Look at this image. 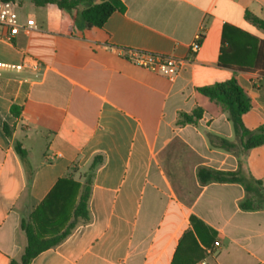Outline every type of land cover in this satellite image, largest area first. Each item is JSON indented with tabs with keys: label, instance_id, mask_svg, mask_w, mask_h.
Wrapping results in <instances>:
<instances>
[{
	"label": "crops",
	"instance_id": "crops-1",
	"mask_svg": "<svg viewBox=\"0 0 264 264\" xmlns=\"http://www.w3.org/2000/svg\"><path fill=\"white\" fill-rule=\"evenodd\" d=\"M121 1L124 9L102 26L87 27L77 16L70 35L59 32L57 6L30 0L15 1L21 27L13 36L0 25V61L23 65L0 69V264L20 260L27 243L21 221L61 177L76 183L34 222L45 232L66 227L96 155L89 219L29 264H170L182 233L192 228L190 215L214 231L193 264L264 263V206L242 209L239 182L200 184L196 177L198 166L236 170L242 158L264 187V144L242 155L227 111L197 90L235 78L251 101L245 126L264 123V76L218 65L224 25L264 40L245 16L264 19V0ZM241 37L236 51L248 54ZM138 52L184 63L170 79L132 63ZM197 107L195 123H177L179 113ZM218 137L236 147L216 146ZM16 141L27 152L30 178ZM187 172L197 185L188 213L178 194Z\"/></svg>",
	"mask_w": 264,
	"mask_h": 264
},
{
	"label": "trees",
	"instance_id": "trees-1",
	"mask_svg": "<svg viewBox=\"0 0 264 264\" xmlns=\"http://www.w3.org/2000/svg\"><path fill=\"white\" fill-rule=\"evenodd\" d=\"M17 1V0H13ZM36 6L54 4L62 11V18L59 22V32L63 35H70L77 16H80L87 27L102 26L107 17L115 10L122 11L124 4L121 0H30ZM246 18L264 31V19H261L250 12L245 13ZM243 36L248 45L246 54L240 55L236 51L235 43ZM230 53H233V57ZM218 65L234 71H255L264 76V40L258 39L248 33L231 25H224L222 29L220 55ZM197 90L210 100L219 104L227 111L228 118L233 124L234 132L241 145L242 155L250 148L264 144V123L259 124L255 129H250L243 122V115L251 108V101L235 78L225 81L214 82L209 85L200 86ZM12 111H15L13 106ZM201 117L199 107L191 113L181 112L177 123H195ZM218 147L226 150H233L236 144L223 137L213 141ZM15 150L26 165L27 177L30 178L31 170L27 163V152L20 143H14ZM101 162V156L96 155L90 163L84 175V183L78 201L72 209V220L66 227L59 231L57 228L45 232L40 231L34 222L35 215L43 209L50 207L51 201H63L68 194L69 185H75L70 177H61L57 180L52 190L48 193L43 203L29 216V220L22 219L21 228L24 230L27 243L19 261L11 260V264H29V262L41 251L53 247L61 242L76 225L77 222H86L89 219L88 199L90 194L92 175L96 166ZM242 158L238 160L236 170H220L208 166H198L196 177L200 184L208 182H239L246 192L240 202V207L245 210H252L264 206L263 180L254 178L246 169ZM68 184V186H67ZM45 207V208H44ZM192 228L185 230L179 238L170 264H193L203 257L204 248L208 240L212 239L214 231L208 228L201 221H195L190 215ZM54 226L55 224L52 223ZM264 264V263H260Z\"/></svg>",
	"mask_w": 264,
	"mask_h": 264
},
{
	"label": "built area",
	"instance_id": "built-area-1",
	"mask_svg": "<svg viewBox=\"0 0 264 264\" xmlns=\"http://www.w3.org/2000/svg\"><path fill=\"white\" fill-rule=\"evenodd\" d=\"M0 25L7 28L8 36H13L21 27L17 22V4L13 0H0ZM28 27L33 25V20L28 19ZM200 33L190 45L192 51H196L199 46ZM132 63L145 68L151 72L164 75L170 79L176 76L178 69L184 63V59L169 54H159L152 52L133 53L130 57ZM21 63L0 61V69L17 70L21 69ZM217 244V242L215 243Z\"/></svg>",
	"mask_w": 264,
	"mask_h": 264
},
{
	"label": "rangeland",
	"instance_id": "rangeland-1",
	"mask_svg": "<svg viewBox=\"0 0 264 264\" xmlns=\"http://www.w3.org/2000/svg\"><path fill=\"white\" fill-rule=\"evenodd\" d=\"M196 192H197V185L195 184L193 172L192 173L187 172L185 189H181L178 191L181 200L186 204V213H188V207L190 206ZM178 232L179 230H177L174 235L172 233L174 239L177 237Z\"/></svg>",
	"mask_w": 264,
	"mask_h": 264
}]
</instances>
